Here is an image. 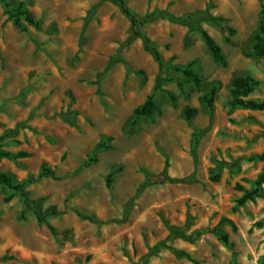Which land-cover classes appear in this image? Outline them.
Instances as JSON below:
<instances>
[{
	"label": "rangeland",
	"instance_id": "374dc122",
	"mask_svg": "<svg viewBox=\"0 0 264 264\" xmlns=\"http://www.w3.org/2000/svg\"><path fill=\"white\" fill-rule=\"evenodd\" d=\"M7 1L39 27H19L0 0V143L12 155L0 170L26 181L43 214L56 213L51 228L0 186V258L10 257L0 264H264V195L238 205L264 173V111L230 104L239 75L256 78L249 97L264 99V57L251 51L264 0H126L140 17L156 13L146 35L166 63H193L200 88L162 72L112 0ZM213 86L209 107L201 96ZM151 94L161 112L133 123ZM187 107L198 109L191 120ZM167 162L180 182L163 178ZM44 165L55 177L41 175ZM163 241L193 259L156 250Z\"/></svg>",
	"mask_w": 264,
	"mask_h": 264
},
{
	"label": "trees",
	"instance_id": "16d2710c",
	"mask_svg": "<svg viewBox=\"0 0 264 264\" xmlns=\"http://www.w3.org/2000/svg\"><path fill=\"white\" fill-rule=\"evenodd\" d=\"M6 9L7 12L10 15V18L15 21V23L21 27L22 26V20H25L29 24L39 27V22L35 20L34 16L26 9L23 8V4L21 3L17 7V11H14L11 7V3L7 0H1ZM116 4L120 6L122 11L127 15V17L130 19L133 29V37H141L144 40L145 49L152 53L155 57V59L158 61L162 72H166L168 69H173L185 76L186 82L191 83L195 85L196 87H202L203 85V79L201 76L197 73V71L194 68L193 63H189L186 66H179V65H170L166 63L160 54L159 50L154 45L153 41L146 35L145 29L148 27V25L152 22L153 17L156 15L155 12L150 13L146 15L145 17L138 16L127 4L126 0H112ZM214 20V19H212ZM200 32L202 34V37L207 44L208 48L210 49L213 58L216 62L227 65L226 56L224 54L222 46L215 40L213 36L210 35V33L205 30L204 28L200 27ZM252 55L257 57H264V18H262L260 26L258 28V31L256 32L254 36V43L252 46ZM123 61V56L118 55L116 57H113L109 60L106 68L100 73V78L98 80V84L100 83V80L106 75V73L116 64ZM167 74V73H166ZM162 81H169L168 78H165V75L162 77ZM259 84V81L250 75H239L234 77L231 83V93H232V99L230 101L231 106L233 107H240L243 109H249L254 111H264V99L257 100L250 98V94L254 92V90L257 88ZM218 93V87L213 86L208 93H205L201 96V102L205 104L206 106H213L214 102L217 98ZM174 99V98H172ZM161 110L155 100L154 94H151L148 96L146 101L142 104H140L135 110H134V120L133 123H136L138 119L141 117H154L157 113H160ZM198 113L197 108L193 107H187L184 111V114L188 120H191L196 114ZM103 146V144H100L99 147ZM30 153L28 152H19L15 157L17 158H23V157H29ZM0 157H7L10 158L12 155L9 152H5L1 149V143H0ZM258 158L262 159L264 161V153L258 156ZM93 159L92 156L87 160V163H89ZM83 167L81 165L77 168V170H80ZM168 167L169 162H167L165 169L162 172V176L164 179L170 180L172 182H180L179 179H173L170 178L168 173ZM41 175H51L55 177V172L51 170L50 168H47L45 165L43 166ZM113 174L108 176V182H111V177ZM148 177H153L151 174L148 175ZM264 183V173L260 175V177L256 180L257 187L252 190H244L243 195L238 200V205L242 206L245 205L248 201H253L257 197H261L264 195L262 192V185ZM26 185V181L20 182L15 179V177L5 171L0 170V186H5L12 190L13 192L19 193L23 198L26 205V208L33 211L37 218L42 221L46 222L49 226L50 224L47 222V218L54 215L56 212L49 211L45 214H43L40 209L29 199L28 193L24 190ZM92 221H95L93 217L90 218ZM52 228V226H50ZM214 233L219 235L224 242H228V235L224 234L222 232H219L218 230L214 229L212 230ZM175 233V230H173L172 234ZM163 247H166L174 252H176L179 255L185 256L188 259L192 260L193 258L188 252H185L184 250L177 249L170 244H168V241H163L159 243L156 247V250H159ZM0 259L6 260L10 259V257H2ZM195 261V260H193ZM57 264V263H54Z\"/></svg>",
	"mask_w": 264,
	"mask_h": 264
}]
</instances>
